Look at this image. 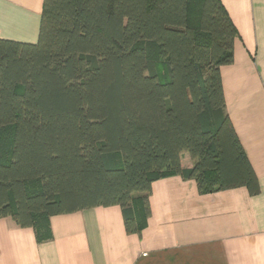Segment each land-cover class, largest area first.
<instances>
[{
    "label": "trees",
    "instance_id": "obj_1",
    "mask_svg": "<svg viewBox=\"0 0 264 264\" xmlns=\"http://www.w3.org/2000/svg\"><path fill=\"white\" fill-rule=\"evenodd\" d=\"M236 36L220 0H43L35 43L0 39V218L42 242L51 216L96 206L139 232L169 175L256 193L224 110Z\"/></svg>",
    "mask_w": 264,
    "mask_h": 264
},
{
    "label": "crops",
    "instance_id": "obj_2",
    "mask_svg": "<svg viewBox=\"0 0 264 264\" xmlns=\"http://www.w3.org/2000/svg\"><path fill=\"white\" fill-rule=\"evenodd\" d=\"M237 36L220 67L224 110L257 178L201 194L193 179L152 182L149 213L135 209L139 232L125 230L118 205L49 218L51 238L0 218V264H264V0H220ZM43 0H0V39L35 43ZM183 168L192 166L187 152Z\"/></svg>",
    "mask_w": 264,
    "mask_h": 264
}]
</instances>
